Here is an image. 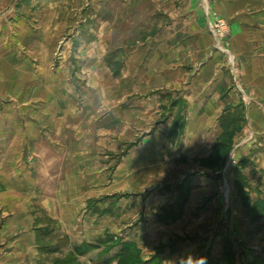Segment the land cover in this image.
<instances>
[{"label": "rangeland", "instance_id": "obj_1", "mask_svg": "<svg viewBox=\"0 0 264 264\" xmlns=\"http://www.w3.org/2000/svg\"><path fill=\"white\" fill-rule=\"evenodd\" d=\"M235 1L237 4H233ZM198 10L203 11L206 20L208 18L207 33L203 32L204 29H194L200 23L196 16ZM236 16L239 18L234 19ZM170 24L178 31L175 49L178 65L201 64L194 66V71L200 73L206 60H216L219 66H207L201 76L206 78L214 72H221L234 83L236 92L242 95L245 103L251 105L254 102L264 116V108L260 106H264V99L257 103L253 100L254 89L247 87L244 69L247 62L260 53L258 50L264 52V0H12L0 8V205L18 206L17 215L2 207L0 227L12 230L15 227L27 233H22L21 238L9 247L14 254L22 252L16 250L22 244L19 241L28 242L34 234L38 249L32 246V251L44 254V263L115 264L110 258L114 256L118 261L117 256L124 244L138 247L137 243L123 239L126 233L132 234L133 238L140 223L146 219L143 213L136 220L123 221L122 226H125L113 231L115 234L103 232L104 236L98 240L94 237L97 234L95 230L87 227V217H83L78 225L87 231L78 228L80 236L89 235L92 245L83 242L87 252L76 254L69 250L80 245L73 242L71 247L68 246L70 239L64 234L58 257L46 250L47 246L55 243L47 240L45 233L58 223L41 209L42 202L49 197L56 198L54 194L61 186L74 190L78 211L93 193L111 190L114 199L120 200L128 192L142 189L143 195L148 197L159 187L165 190L168 182L178 181L182 171L191 172L201 165L209 174L192 180L196 183V197L192 198L186 213L177 214L179 220L169 223V227H150L143 233L146 240L143 239L145 242L141 245L148 252L155 246V254L142 256V264H157L153 257L156 254L161 257L164 248L174 243L176 252L166 258V263L162 259L161 264H184L183 259L189 255L193 259L206 258V264H264V140L261 134H257L258 127L255 130L254 123L247 118L243 125L234 129L228 142L235 144L234 147L225 158H217V161L207 160L200 164L196 159L201 157L198 150L192 149V142L187 140L174 145V149L169 147L171 153L167 149H155L153 158L141 157L139 165H120V150L113 151L117 153L113 154V160L100 153L93 162L84 159L80 165L74 164L76 158L73 164L70 161L72 146L82 143L83 139L94 140L96 137L98 141L102 135L110 134L120 141L122 102L127 93L131 94L138 88L135 77L130 80L121 77L120 61L143 41L148 39L150 42L159 30H168ZM191 24L195 27L189 32ZM235 26L239 32L234 31ZM75 32L81 42V52L76 50L73 55L81 65L80 70H74V75H71L68 71L71 57L68 55V65L60 68L58 62L53 63L50 52L63 40V34ZM218 46L221 50L216 48ZM107 51L113 65V76L96 61L98 58L103 60L102 55ZM61 56L65 58V54ZM68 74L79 83L71 84ZM74 86H78L79 92ZM141 88L147 90L143 86ZM70 92L76 98L64 101ZM28 114L34 120L33 131L29 133L26 131L30 127L25 126ZM9 122L14 126L9 128ZM260 124L264 125V122ZM41 126L44 127L42 131ZM96 130L99 135H96ZM237 133L240 136L236 142L233 137ZM203 134L194 133L190 141L203 138ZM48 140L62 144L61 153L52 151V146L46 143ZM256 141L263 144H252ZM172 143L176 144L164 138L159 144ZM255 145L259 148L254 149ZM165 155L168 157L166 162H159L158 156ZM241 160L245 161L240 163ZM211 170L220 171V177L211 174ZM106 174H109V179ZM66 181L71 184L65 185ZM9 190L20 193L8 196ZM211 193H217L219 197L215 196L213 200L209 197L205 201V195ZM102 199L104 197L88 199V207L103 202L100 201ZM202 201L203 206L198 207ZM29 207L32 208L31 218L38 220L37 216H41L40 220L45 224L41 227L44 229H39L40 223L36 221V232L32 235L26 229L30 222V219H25ZM10 217H16L17 221ZM149 232L155 236H150ZM9 234L12 237L14 233L10 231ZM56 237L61 236L58 234ZM110 237H115L114 242ZM232 237L236 241L244 238L239 241L241 248L248 243L250 249L245 251V247L243 255L239 254L238 246L235 252L231 248L229 250ZM186 238L190 239L182 242ZM162 240L165 241L160 242ZM204 248L206 251L202 256ZM19 263L0 261V264Z\"/></svg>", "mask_w": 264, "mask_h": 264}, {"label": "crops", "instance_id": "obj_2", "mask_svg": "<svg viewBox=\"0 0 264 264\" xmlns=\"http://www.w3.org/2000/svg\"><path fill=\"white\" fill-rule=\"evenodd\" d=\"M11 1L12 0H0V8L4 7V5H7ZM183 1L187 2V0ZM236 2L237 1L233 4H237ZM192 4V6H194V3ZM196 16L200 22L197 24L198 28H194L195 26L191 24L189 32L194 29H204L203 32L207 33L206 28L208 27V18L206 20L203 11L199 10L196 12ZM238 18L239 17L236 16L234 19ZM172 25L173 24L169 25L167 28L168 30H159L155 33L150 42L147 39L131 52H127L126 57L123 56L120 61L122 69L120 74L121 77L124 79L129 78V80L135 77L138 84L137 90L135 92L133 91L131 94L127 93L125 95V100L122 102L121 108L123 111L121 114L122 126L121 137L119 138L120 141L115 140L116 138L110 134L107 136L102 135L98 141H96V137H94V140H88L83 139V137L80 136L84 141L80 144H74L71 148L73 150L71 153L74 154V156L73 154L70 156L72 164L74 158L77 160L74 164L78 163L80 165L84 159L92 160L91 162L96 161L97 154L100 153L103 156L105 155L106 159L109 158L113 160V154H117L113 151L120 150V165H139L142 162L141 157L153 158L152 156L155 155V149H167L169 152V147L174 149L175 146H178L177 144L184 140L192 142L190 147L198 150L201 157H196V159L200 164L203 163L202 161L218 160L217 158H219L220 155H228V153H224L221 148L228 147L231 150L234 147L235 144H230L228 142L234 134V129L238 127V125H243L245 118H247L250 123H254L255 130L256 127H258L257 134H261V136H263L262 139L264 140V125L260 124L261 121L264 122L262 120L264 116L261 114V109L259 110L254 102H252L251 105L246 104L242 95L236 92L234 83H232L230 78L222 75L221 72H214L212 76L206 78L201 76L203 73L202 70L206 69L207 66L215 65L216 60H206L202 64L203 67L200 68V73L194 71V66L198 67L201 64L192 63L193 66H187L188 64L178 65L175 51L178 31L176 28H172ZM235 27H233L234 31L238 30L239 32V28L236 27V29ZM262 31H264V29H262ZM166 32L168 34H166ZM62 36L63 40H60L59 45L57 44L50 53H52L53 63L54 61L58 62L60 68L63 67V65H68L67 62L69 60L67 58L69 55L72 61L69 62L71 68L69 67L68 71L69 74L72 75L73 72L75 73L74 70H80L81 64L75 59L73 54L76 50L77 52H81V42L78 39V34L76 32L72 34H63ZM216 48L219 49L220 47L218 46ZM258 52L260 53H257V55L249 60L246 66H244L245 81L247 87L254 89L253 100L256 103L264 99V52H261V50H258ZM62 53L65 54V58H62ZM106 53H108V51L102 55L103 60L99 61L100 58L97 60L96 58L94 59L98 61V66H104V68L109 70L113 76L114 74L111 71L113 66L111 65L112 61L108 58ZM216 65L219 66L218 64ZM69 74L68 78L70 79L71 77ZM227 76L229 75L227 74ZM65 82L69 81L65 79ZM70 82L75 85L76 82L79 83V80L74 81L71 78ZM68 86L70 87V85ZM141 86L145 87L147 90H142ZM74 89L78 90V86H74ZM79 90L77 92H79ZM67 94L68 99H64V101H73L76 98L74 97L75 94H73V92ZM130 101H132V103H130ZM260 106L264 108L262 104ZM33 121L34 120L29 117L28 114V118H25V126L30 127L27 128V133L33 131L31 129L33 127ZM58 121L59 120L57 119V124ZM8 124L9 128L14 126L10 122ZM41 127L40 130H44V127ZM97 132L98 130H96V135H99ZM194 133L205 134H203V138H193L192 141H190ZM238 136H240L239 133H237L236 136L234 135L233 141L235 140L237 142L239 139L237 138ZM164 138H169L171 142L175 141L176 144H159ZM99 141H101L102 144H100L101 142ZM224 141L227 142H225V144H220ZM46 143L50 144L52 146V151L58 154L61 153L60 148H64L62 144H55L54 140H48ZM187 144H184V146ZM243 144L249 143L244 142ZM252 144L263 143L256 141ZM258 148L259 145H255L254 149ZM257 155L262 156V154ZM166 158H168L167 155L164 157L158 156V161L160 160L159 162L164 163L166 162ZM243 161L245 160H241L240 163ZM132 173L134 172H131V174ZM214 173L218 175L220 171L214 172L211 170V174ZM99 174L102 176L105 175L103 173ZM207 174H209V172L201 165L197 170L191 172L186 170L185 172L182 171L178 181L168 182L165 190H160L159 187L156 191H152L148 197H146L147 195H143L142 189L128 192V194L124 195L120 200L114 199L115 195L111 194V190L110 192L105 191L101 194L93 193L88 196L87 200L104 197V200H100L103 202H100L95 206L92 205L93 207H88V201L86 200V204H84L83 207H80L79 211L75 206L78 202H76L74 198V190L65 189V186H61L54 194V197L56 196V198L49 197L41 204V209L47 212L46 215L50 216L58 223V225L48 228L50 231L45 233L46 236L44 237L55 243V245L47 246L46 250L48 253H55L59 257L58 252L62 249L61 240L63 239L64 234L68 235L70 239V241H68V246L70 245V247L73 245V242L78 243V245H82L83 242H89V244L92 245L93 242L89 240V235L86 237L80 236L81 231L78 228L85 227L79 226L78 222L81 221L83 217H87V222L89 224L87 227H89L90 230H95L97 234L94 237L98 240V238L103 237L106 232L115 234L113 231H119L125 226H122L123 221L124 223H127L129 219L136 220L140 217V214L143 213V216H145L146 219L140 223V228L135 231L136 234H134L132 238V234L126 233L123 241L137 243L138 248L142 252V256L149 257L151 253L155 254V246H153L152 251H146L147 249L141 245L145 242L143 239L146 240V236H143V233L149 230L150 227H169V223L178 221L179 219H177L178 217L176 215L182 212L185 214L187 207L191 204L192 198L196 197L194 194L196 191V183L192 180H195L196 176H205ZM106 175H108V177H106L109 179V174ZM124 177L125 176L122 177L121 181ZM127 177H129V173L127 174ZM69 179L70 178L68 177V180ZM70 184V182H65V185ZM249 186L250 189H252L251 183ZM18 193L20 192L9 190L6 194L8 196H17ZM251 195H253V193ZM215 196H217V193H211L208 196L205 195L204 199L206 201V198L210 197L211 200H213ZM217 197H219V195ZM95 201L96 203L99 202V200ZM203 202L204 201H202L198 207L203 206ZM16 205L17 204H11L2 207H4L3 210L9 209L10 211H14L13 214L17 215L16 208H18V206ZM2 207L0 205V212ZM206 207L207 205H205V208ZM30 210H32V208L29 207V214L28 216L25 215V219H30L26 229L29 230V233L31 234L35 231L34 224L36 221L40 223L39 229H44L45 227H41L45 224L43 221L41 222V216H37V218L39 217L38 220L31 218ZM165 211L167 212L164 213ZM27 212L28 211H26V213ZM10 218L17 221L16 217ZM2 227L3 226L0 227V261L8 262L14 260L20 261L19 264H49L44 263V258H42L45 257L44 254H40L38 250L33 253L32 246H35V248L38 249V244H36L38 241L36 242V236L34 234H31L32 237L29 238L28 242L20 240L19 242L22 244H20V248L16 250L22 252L14 254V252L10 251L9 247L14 245L16 243L15 241H17L18 238H21V234H25L26 231H18L15 227L13 230L8 227L2 229ZM103 228H105V230H103ZM84 230L87 231L86 228ZM10 231L14 233L12 237L11 234H9ZM58 234L61 237H56ZM148 234L150 236H155L153 232H149ZM53 235H55L54 238L52 237ZM141 235L142 238L140 237ZM187 239L190 238H186L185 240H182V242ZM239 239L245 240L244 238ZM140 240H142V242H140ZM229 240L232 243L231 249L233 252H235V249L237 251L236 246L240 248L238 252L241 255H243L245 247V251L250 249L248 243H245L246 246L241 248L240 240L236 241L233 237ZM163 241L165 240L160 242ZM211 241L214 242L213 238H211ZM208 245L209 244L206 243V248H208ZM176 247L177 246L174 243V245L170 244L164 248V251L161 254V259H163L165 263L166 258L171 253L174 254L176 252ZM206 248L202 250V256L205 253ZM30 249L31 251H29ZM71 250H73L72 247L69 251ZM116 251L118 250L116 249ZM110 259L113 263L117 264L118 261L114 259V256L113 259Z\"/></svg>", "mask_w": 264, "mask_h": 264}, {"label": "trees", "instance_id": "obj_3", "mask_svg": "<svg viewBox=\"0 0 264 264\" xmlns=\"http://www.w3.org/2000/svg\"><path fill=\"white\" fill-rule=\"evenodd\" d=\"M227 146V145H226ZM222 151L224 153H229L230 151V148L226 147V148H221ZM226 156V155H224ZM224 156H219V158H223ZM219 160V159H218ZM222 160V159H221ZM217 161V160H215ZM110 241L114 242V237H110ZM85 245V244H84ZM75 246L74 247V253L76 252V254H79V253H85L87 252V249H86V245L85 246ZM231 247H229V250H230ZM232 250V249H231ZM227 251V250H226ZM232 257H233V254L232 253H229ZM83 255V254H81ZM158 254H156L154 257H153V261H157V264H161V257H157ZM117 259H118V263L117 264H142L143 263V258H142V252L141 250L137 247V246H134L132 244H124L121 251L119 252L118 256H117ZM228 259V258H227ZM227 261V260H226ZM234 261V260H233ZM235 264V262H234Z\"/></svg>", "mask_w": 264, "mask_h": 264}, {"label": "clouds", "instance_id": "obj_4", "mask_svg": "<svg viewBox=\"0 0 264 264\" xmlns=\"http://www.w3.org/2000/svg\"><path fill=\"white\" fill-rule=\"evenodd\" d=\"M184 264H206V258L200 257L198 259H193L191 255L183 259Z\"/></svg>", "mask_w": 264, "mask_h": 264}, {"label": "built area", "instance_id": "obj_5", "mask_svg": "<svg viewBox=\"0 0 264 264\" xmlns=\"http://www.w3.org/2000/svg\"><path fill=\"white\" fill-rule=\"evenodd\" d=\"M215 35V34H214Z\"/></svg>", "mask_w": 264, "mask_h": 264}]
</instances>
